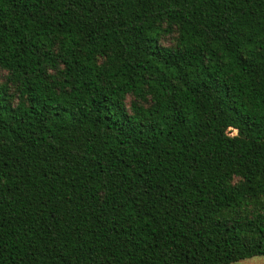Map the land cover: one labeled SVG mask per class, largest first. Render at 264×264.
I'll use <instances>...</instances> for the list:
<instances>
[{"label":"trees","instance_id":"obj_1","mask_svg":"<svg viewBox=\"0 0 264 264\" xmlns=\"http://www.w3.org/2000/svg\"><path fill=\"white\" fill-rule=\"evenodd\" d=\"M262 105L264 0H0V264L264 257Z\"/></svg>","mask_w":264,"mask_h":264},{"label":"rangeland","instance_id":"obj_2","mask_svg":"<svg viewBox=\"0 0 264 264\" xmlns=\"http://www.w3.org/2000/svg\"><path fill=\"white\" fill-rule=\"evenodd\" d=\"M233 134H236V131L232 132ZM237 264H264V257H256L252 259H248L242 262H239Z\"/></svg>","mask_w":264,"mask_h":264},{"label":"snow or ice","instance_id":"obj_3","mask_svg":"<svg viewBox=\"0 0 264 264\" xmlns=\"http://www.w3.org/2000/svg\"><path fill=\"white\" fill-rule=\"evenodd\" d=\"M262 107H264V105H262Z\"/></svg>","mask_w":264,"mask_h":264}]
</instances>
